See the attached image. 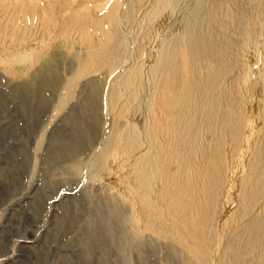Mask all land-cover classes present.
Here are the masks:
<instances>
[{
	"label": "rangeland",
	"instance_id": "rangeland-1",
	"mask_svg": "<svg viewBox=\"0 0 264 264\" xmlns=\"http://www.w3.org/2000/svg\"><path fill=\"white\" fill-rule=\"evenodd\" d=\"M84 2L92 5L83 6ZM236 2V7L229 10L231 17L219 21L227 27V39L247 52L246 30H251L252 23H257L256 31L264 28V0ZM154 3L0 0V264H218L222 257L226 264H264V253L258 256L252 247L240 252L236 263L230 261L229 254L235 251L236 235L264 213L263 202L253 211L246 210L242 195L249 180L248 161L263 150L258 142L264 140V99L255 108L251 95L247 103L252 107L237 110L242 100L240 88H247L250 80L245 79L244 67H239V62L249 64L244 57L238 59L218 90L224 93L232 81L238 80L232 88L235 96L229 107L234 114L231 112L229 126L216 120L207 127L203 125L202 135L207 139L189 132L194 140H200L199 153L189 161L201 177L216 181L219 187L212 221L206 226L207 237L199 235L191 214L183 217L187 218L184 229L175 223L179 228L176 233L147 229L146 221L131 207L133 199L122 198V190L127 189L125 179L120 181L100 171L90 160L113 131L117 116L124 127L127 123L137 127L145 124L152 140H161L160 129L167 123L163 115L176 117L181 110L177 105L166 106L165 94L170 93L157 87L154 100L163 98L156 109V116L161 114L156 123L144 101L146 78L140 76L144 69L139 70L137 63L143 61V54L138 57L136 50L141 47L148 55L146 59L157 62L156 78L161 83L164 71L188 74L193 55L188 23L195 7L189 3L178 6L176 14L168 18V28L176 29L173 37L180 44L166 43L158 55L150 40L142 39L146 32H153L151 27L126 35L119 29V18L126 9L144 5L141 15L145 18ZM116 4L120 5L117 10ZM240 15L246 16L250 26L239 33L230 25L232 17ZM140 18L131 20L124 31L129 32ZM41 35L45 38L39 41ZM259 43L255 41V47ZM17 57L22 61H16ZM33 57L35 61H31ZM214 60L220 65L218 59ZM44 69L52 72L49 78L42 75ZM258 83L254 77L252 85L257 87ZM92 84H96L100 96L90 106L85 97ZM191 89L190 102L198 96L195 86ZM111 90L115 91L116 102L109 107L105 96ZM69 92L71 97L62 106ZM126 102L131 104L130 113L124 110L119 115V105ZM131 116L133 119H129ZM190 117L187 114L186 120ZM168 124H174V120ZM139 139L146 140L145 136ZM70 147L86 151L78 168L67 152ZM109 164L116 173V166ZM96 174L101 181H94ZM161 181L153 187L157 204L152 212L163 226L168 197H159L165 184ZM110 205L118 207L119 215L111 212ZM191 246L201 248L198 259L190 256Z\"/></svg>",
	"mask_w": 264,
	"mask_h": 264
},
{
	"label": "bare ground",
	"instance_id": "bare-ground-1",
	"mask_svg": "<svg viewBox=\"0 0 264 264\" xmlns=\"http://www.w3.org/2000/svg\"><path fill=\"white\" fill-rule=\"evenodd\" d=\"M100 2L102 3L104 0H100ZM154 2V9L149 11L145 18L141 15L144 5L135 6L132 10L126 9L119 18V29L126 35L128 33L135 34L136 30L142 31L151 27L153 32H146L142 39H149L150 46L154 45L156 47L154 53L156 52L158 55L162 45L166 43L171 46L180 44V40L173 37L176 29L168 28V18L176 14L178 6L184 7L185 4L189 3L188 6L192 5L195 7L192 19L188 23L189 39L192 43L190 49L193 52L191 57L192 69L188 74L181 72H173L171 74L168 71H164L162 76L164 82L161 83L156 78L157 62L146 59L148 55L144 53L145 50L141 47L136 50L137 56L143 54V61H138L137 63L139 70L144 69L140 76H145L146 78L143 89L144 101L150 107L152 114L154 113L153 117L156 119V123L161 115L156 116L157 114L155 113L158 111L156 109L158 102L163 98L161 96L154 100L157 87L161 88V90L166 89L170 93L168 96L165 94L164 103L166 106L177 105L181 107V110L176 117L170 114L163 115L167 123L164 124L166 127L160 129V133L163 136L161 140H152V135L149 136V133H146L145 124L137 127L127 123L124 127L118 122L119 117L117 116L114 121L113 131L102 140L99 151H95L90 156V160L98 165L100 171H107L120 181L125 179L124 184L127 189L125 191L122 190V198L133 199L131 207L136 211V216L146 221L147 229L156 233H176L179 228H176L175 223H179L184 229L187 225V218L184 219L183 217L191 214L190 216L194 219V226L197 228L199 235L207 237L206 226L208 222L212 221L211 217L219 196V187L216 181L205 180L204 177H201L198 168L189 161L199 153L200 144V140H194L190 133L193 132L199 139L205 137L202 135V126L206 125L207 127L209 122L214 120L222 121L225 127L229 126L231 123V112L233 113L229 104H231L235 96L232 93V88L238 80L232 81L231 86L224 93H220L218 90L221 88L224 78L232 72L241 57H244L249 62L248 65H241L239 62V67H244L245 79L249 78L250 80L247 82V88H240L239 95H241L242 100L239 101L237 110L244 107H252L247 103L251 95L255 97V108H257L258 101L261 100L263 102L264 28L256 31L254 28L257 23H252L251 30H246L245 42L249 44V47L247 52H242V47L239 48V45L233 40L227 39L225 36L227 27L219 21V18L231 17L229 10L235 6L236 0H154ZM86 5H92V2H84L83 6ZM119 7L120 5L116 4L115 10ZM131 11L133 12L131 13ZM138 17H141L140 20L132 25L129 32H125L124 30L129 22ZM146 19L148 21L144 22ZM246 20L245 15L244 17L240 15L239 18L237 16L232 17L230 26L235 32L240 33L241 28L250 26ZM41 36L39 41L45 38V36ZM234 36L236 37V35ZM255 41L260 42L256 47ZM142 45L140 44V46ZM35 59L36 57H33L31 61H35ZM214 59H218L221 62L220 65H215L216 60ZM15 60L22 61L20 57ZM51 74L50 69H44L42 73L48 78ZM254 77L260 82L257 87L252 85ZM240 85L242 84L240 83ZM192 86H195L194 91L197 92L198 96H196L194 101L190 102L189 99L193 93L191 92L193 91L191 89ZM97 90L96 84L90 86L89 95L85 97V102L88 105L91 106V102L99 98L100 94ZM114 94L115 91L111 90L105 96V103L109 107L116 102ZM121 95L123 98L124 95L122 93ZM70 97L69 92L62 99L61 105L64 106ZM133 98L134 96H131L130 100H133ZM119 107V115L124 110L130 113L132 108L129 102L123 103ZM220 112L222 116L218 117ZM187 114H191L188 120H186ZM238 118L240 122L241 116L238 115ZM129 119H133V116ZM172 119L174 124H168ZM211 125L214 126V123ZM140 136H145L146 140H140ZM205 139L207 138L205 137ZM258 143L263 144V150L256 152L248 161L250 169L249 180L244 183L245 192L243 191L244 193L242 194L246 210L248 209L249 211H253L260 202L264 203V140H260ZM213 148L212 146L211 149L215 150ZM67 152L70 154L71 161L75 162L74 167L78 168L80 157L86 151L70 147ZM110 162L116 166V173L110 166ZM185 173H189L186 178L183 176ZM122 174L123 177H121ZM93 178L94 181L102 180L100 174H96ZM162 179L165 184L159 191V197H168V199L167 207L162 216L165 224L160 226V220L154 216L152 209L157 204V197L153 196V187H155L157 181L162 182ZM115 199L118 198L116 197ZM110 206L112 208L111 212L119 215L118 207L115 205ZM233 240H235L236 248L235 251H232L233 253H229L230 261L238 262L240 252H247L249 247L257 250V255L261 256L264 253V213L253 219ZM181 241L184 242L183 239ZM199 248L191 246L189 252L192 258H199L201 255V248ZM224 258H220L218 264H226Z\"/></svg>",
	"mask_w": 264,
	"mask_h": 264
}]
</instances>
